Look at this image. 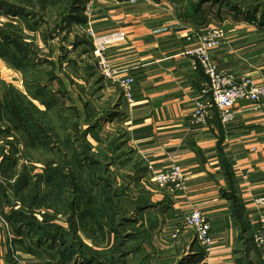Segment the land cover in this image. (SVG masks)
Masks as SVG:
<instances>
[{
  "label": "crops",
  "instance_id": "0c3cea01",
  "mask_svg": "<svg viewBox=\"0 0 264 264\" xmlns=\"http://www.w3.org/2000/svg\"><path fill=\"white\" fill-rule=\"evenodd\" d=\"M208 7L192 17L189 0H95L83 23L85 29L99 35L125 32V42L110 46L107 56L114 67L135 78L132 104L124 99L120 88L103 77H94L95 82L89 80L92 94L102 92L104 98L95 97L83 106L88 115L84 129L88 122L94 125L101 117L107 120L105 124L118 120L126 139L119 153H126L128 147L129 164L138 172L129 179L127 174L131 173L126 170L127 177L119 183L127 192L122 206L128 221L120 228L122 248L130 252L122 260L125 264H263L254 235L257 217L264 209H257L254 200L264 196V105L239 102L236 120L227 126L217 116L206 128L191 124L194 102L207 78L186 55L190 47L187 37L210 23L208 11L213 8ZM222 21L226 35L222 46L211 54L214 64L228 73L263 83L264 24L247 18ZM85 57L83 54L78 59ZM111 109L118 114L113 121L107 116ZM83 111L79 108L80 118ZM102 131L90 132L87 140L94 153L111 157L116 148L109 139L106 144L100 141ZM105 137H111L110 133ZM174 164L186 174L183 194L173 195L155 181L156 174ZM144 202L148 205L141 206ZM136 204L143 209L137 210ZM10 207L5 205L3 213L9 215ZM195 210L202 212L212 227L209 257L199 256L203 250L197 243L196 250L192 231L173 237L185 217ZM2 230L1 226L0 264H17L13 251L26 264H58L45 254L30 253L19 238ZM79 236L88 247L103 249L82 230ZM113 243V236L108 237L107 250ZM134 248L136 252L131 253ZM183 248L192 250L191 258L182 259ZM78 262L84 264L80 258L74 264Z\"/></svg>",
  "mask_w": 264,
  "mask_h": 264
},
{
  "label": "trees",
  "instance_id": "16d2710c",
  "mask_svg": "<svg viewBox=\"0 0 264 264\" xmlns=\"http://www.w3.org/2000/svg\"><path fill=\"white\" fill-rule=\"evenodd\" d=\"M23 3L33 10L36 5L44 4V10L57 6L60 11L63 10V5H67L68 1L26 0ZM206 6H217L219 15H222L223 9H227L236 14L235 18L243 15L247 19L259 20L264 24V0H189V10L192 17L202 14ZM77 8L79 6L75 5L72 12L67 13L69 16L67 20L84 22L79 13L75 14ZM1 9H6L8 13L14 16L21 15L22 18L30 16L25 8H20L15 3L1 2ZM69 10L71 11V8ZM219 17L222 18V16ZM31 26L35 28L37 23ZM20 43L17 35L0 30V55L10 62L14 61L16 65L29 62L26 59L31 58L29 51ZM12 64L14 63L12 62ZM10 96L11 99L8 98L6 103L9 122L14 125L16 131L25 136L31 146L37 147L38 141L42 140L40 134H44L41 128L42 123L38 122L32 115L31 110L29 111L16 91L12 89ZM46 105L48 110L53 106L49 102ZM107 116L113 121L118 117V114L111 109ZM102 119L104 118L101 117L94 125L90 122L85 125L86 129L83 128V133H81L82 147H80L77 137L74 140L77 141L75 146L68 150L69 154L65 155L67 158L56 164L58 168L53 166V168H47L52 174L48 172L44 177L45 190H43L42 179L35 182L24 175L12 183L11 180L14 177L9 175V169L15 168V163L12 162L11 156L3 158L0 164V178H4L8 182V191L14 195L16 202L28 210V213L19 209H12L9 215L4 214L3 207L5 205L12 207V205L9 203L6 194H3L0 196V210L3 213L0 215L2 218L0 220H4L8 225L6 227L9 232L17 240L20 239L19 242L30 253L39 256L45 254L52 262L57 260L58 264H74L79 258L84 264H125L122 260L130 252L127 253L122 248L121 244L124 237L120 228L125 221H128L124 217L126 213L122 206V198L126 196L127 192L125 186H119L116 182L119 168L112 169V167L120 164L127 172L131 173L127 174L129 179H134L138 172L136 166L132 167L129 164V152L119 153L126 145L124 134L117 140L114 138L110 140L111 146L116 148V152L111 157L92 152V146L87 140V135L102 128L101 124L107 121ZM71 140L72 137L68 138L67 144L73 146ZM100 141L103 142V139L100 138ZM49 145L50 143L45 141L43 147H49ZM113 170L114 172H112ZM53 191H56V194ZM0 192L4 193V190L0 189ZM147 205L145 202L141 204V206ZM43 208H51L56 215L61 214L66 217L68 230L60 225L52 230L41 225L35 214L42 211ZM142 209L138 204L137 210ZM81 230L88 239L93 241L95 246L103 249L99 251L88 247L79 236ZM111 236L114 238L113 247L107 250L106 241ZM135 252V248L131 250V253ZM247 252H250L249 248H247ZM204 255L206 254L203 250L199 256L204 257Z\"/></svg>",
  "mask_w": 264,
  "mask_h": 264
},
{
  "label": "rangeland",
  "instance_id": "374dc122",
  "mask_svg": "<svg viewBox=\"0 0 264 264\" xmlns=\"http://www.w3.org/2000/svg\"><path fill=\"white\" fill-rule=\"evenodd\" d=\"M20 1L0 0V3H15L18 7L25 8L27 14L30 15L22 18L21 15L14 16L8 13L6 9L0 10V30L17 35L20 44L29 51L31 56V58L26 59L29 62L16 65L14 61L11 60L14 63L12 64L7 58L5 59L0 55V164L3 158L11 156L12 162L15 163V168L9 169V175L14 177L11 182L13 183L15 179L23 175L28 176L35 182L42 179L43 190H45L44 177L48 172L52 174L49 171L50 169L47 170V168L52 166L58 168L56 164L67 158L65 155L69 154L68 150L75 146L77 141L74 140L77 137L80 147L83 146L81 133H83L85 118L88 116L83 111V106L89 101H95V97L102 96V99L104 98L102 92L93 95L92 87L89 84L91 79L95 82L94 77L98 79L102 75L95 66L96 61L92 55V44L88 29H85L84 22L67 20L69 18L67 13H71L75 5L80 7V9L77 8L75 14L79 13V16L86 20V10L90 8L89 6L93 9L92 5L94 6L95 0H62L68 1V3L63 5V10L60 11L57 6L44 10V4L36 5L33 10V8L24 5L23 2L26 0ZM208 8L214 10L208 11V16H211L210 23L213 22V25L224 29L226 27L222 18L232 20L236 16L235 13L227 9H223L221 11L222 15H219L217 6ZM65 15L66 17H64ZM219 16H222V18ZM238 18H245V16H239ZM35 23H37V26L33 28L31 25ZM11 50L14 52L13 49ZM81 54H86L85 59H78L79 56H82ZM81 60H84L85 64ZM12 89L23 99L24 104L29 111L31 110L32 115L38 122L42 123L41 128L44 134H40L42 140L38 141L37 147L35 145L31 146L25 136L16 131L14 125L7 118L9 115L6 111V103L8 98L11 99L10 92L12 93ZM93 98L95 99L93 100ZM48 102L53 105L50 110L46 105ZM115 104H118V102ZM79 108L83 111L81 118L78 115ZM117 122L118 120L113 121V123L101 124L104 144L108 142V139L112 140L114 138L117 140L124 134L125 130ZM107 133H110L111 137L106 138ZM70 137H72L71 143L73 146L67 144V139ZM45 141L50 143L49 147H43ZM98 152L103 151L100 149ZM124 152L128 153L129 148L125 147ZM115 168H119L116 176V182L119 184L124 181L126 169L120 164L112 169ZM7 188L8 182L4 178H0V189L4 190V193L0 192V196L6 194L9 203L12 205L10 211L19 209L28 213L26 208L16 205L14 195ZM53 193L56 194V191H53ZM132 194H137L135 189H133ZM10 211L8 210V212ZM2 214L0 211V215ZM35 216L41 225H45L51 230L61 224L65 226L63 227L65 230H68L66 217L61 214L56 215L51 208H43L42 211L36 212ZM0 219L2 218L0 217ZM0 222L2 231H5L7 224L4 220H0ZM189 238L192 239V235ZM86 241L91 242L88 239ZM196 243L198 242H193L197 250ZM183 249L184 252H181L182 259L191 258L192 250ZM14 254L16 255L15 252ZM16 259L23 261L18 255H16ZM13 261L15 262L14 259ZM81 263L78 262V264Z\"/></svg>",
  "mask_w": 264,
  "mask_h": 264
},
{
  "label": "built area",
  "instance_id": "2783aa9c",
  "mask_svg": "<svg viewBox=\"0 0 264 264\" xmlns=\"http://www.w3.org/2000/svg\"><path fill=\"white\" fill-rule=\"evenodd\" d=\"M135 1L131 0V2ZM89 7L86 10L87 16L92 12L91 6ZM88 35L92 44V55L96 61L95 66L103 79L120 88L124 99L132 104L134 102L135 78L114 67L107 56L110 46L125 42V32L116 31L99 35L88 29ZM225 35L223 27L210 24L205 29L195 30L187 37L190 47L186 50V55L192 59L195 66H199L203 70L207 78L199 97L194 102L191 118V124L194 126L209 127L214 116H217L223 126L231 124L236 120V106L242 101L258 106L264 105V82L259 83L248 76L228 73L214 64L211 54L222 46ZM155 181L161 187L169 188L173 195L183 194L187 188L186 174L183 168L177 164L156 174ZM254 206L259 210L264 209V196L256 198ZM211 229V224L206 216L195 210L191 215L185 217L173 237L177 238L182 232L192 231L197 244L209 257L213 245ZM6 230L9 232L7 227ZM254 242L262 250L261 259L264 264V211H260L257 217ZM12 253L17 264H26L24 261L16 259L14 251Z\"/></svg>",
  "mask_w": 264,
  "mask_h": 264
}]
</instances>
